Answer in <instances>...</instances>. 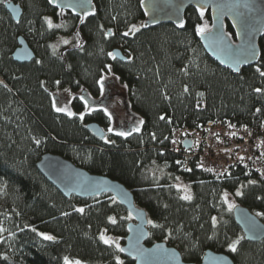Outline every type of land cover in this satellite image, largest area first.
Here are the masks:
<instances>
[{
	"label": "trees",
	"instance_id": "1",
	"mask_svg": "<svg viewBox=\"0 0 264 264\" xmlns=\"http://www.w3.org/2000/svg\"><path fill=\"white\" fill-rule=\"evenodd\" d=\"M13 1L22 8L17 22L0 2V264H66V258L86 264H118L121 258L134 264L100 238L106 231L123 242L132 220L126 209L110 194L64 198L36 168L45 152L125 185L153 222L146 244L165 241L186 262H199L211 249L234 264H264V240L244 239L221 196L233 193L237 204L264 222V215H257L264 213V180L240 168L219 179L194 161L184 172L169 149L172 126L213 118L251 125L264 115V32L257 62L235 73L209 58L198 40V28H211L208 8L188 7L179 23H144L143 0H92L93 11L83 17L60 12L49 0ZM224 27L235 40L226 20ZM60 33L70 35L72 43L53 48ZM20 34L35 53L30 62L11 57ZM114 48L126 59H113ZM111 64L143 121L138 132L115 142L86 128L89 122L105 124L108 116L100 107L85 112V101L96 100L82 95L97 93V78ZM59 87L74 93L76 115L53 107L51 92ZM176 179L190 184L191 199L181 196ZM237 240L233 252L229 244Z\"/></svg>",
	"mask_w": 264,
	"mask_h": 264
},
{
	"label": "water",
	"instance_id": "2",
	"mask_svg": "<svg viewBox=\"0 0 264 264\" xmlns=\"http://www.w3.org/2000/svg\"><path fill=\"white\" fill-rule=\"evenodd\" d=\"M10 17L19 21L22 8L13 0H0ZM51 6L60 11H70L83 17L94 9L92 0H49ZM209 9L211 28L201 32L198 40L208 55L218 65L239 72L240 68L255 64L259 58L258 40L264 32V0H143L144 23L182 21L185 10L190 7ZM232 27L235 40L225 31L224 21ZM110 34V31H108ZM253 52L255 55L253 56ZM117 60H125L120 48H114ZM15 62L24 63L34 59L35 53L26 38L20 34L17 46L11 53ZM86 128L96 137L103 139L105 131L97 122H89ZM189 147V140L183 142ZM36 168L45 180L64 198L75 196L88 198L110 194L121 204L132 220L126 225L127 234L120 248L124 256L134 264H234L230 256L211 249L205 250L199 262H186L175 247L165 241L146 244L148 217L143 208L135 204L132 192L121 182L104 174L91 173L63 156L45 152L36 163ZM235 224L244 239L249 242L264 240V222L241 204L232 209Z\"/></svg>",
	"mask_w": 264,
	"mask_h": 264
},
{
	"label": "built area",
	"instance_id": "3",
	"mask_svg": "<svg viewBox=\"0 0 264 264\" xmlns=\"http://www.w3.org/2000/svg\"><path fill=\"white\" fill-rule=\"evenodd\" d=\"M171 136L169 149L178 155L184 172L194 161L219 179L231 168H240L244 175L264 180V115L249 126L235 125L230 118H213L192 127L175 126ZM184 140L190 141L188 148Z\"/></svg>",
	"mask_w": 264,
	"mask_h": 264
},
{
	"label": "rangeland",
	"instance_id": "4",
	"mask_svg": "<svg viewBox=\"0 0 264 264\" xmlns=\"http://www.w3.org/2000/svg\"><path fill=\"white\" fill-rule=\"evenodd\" d=\"M23 35L26 37V35L23 33ZM73 38L70 37V35L68 34H63L60 33L55 40H53V48L58 49L61 46H65L68 45L70 43H72ZM65 41H67V43H65ZM103 77V85H104V89L103 92H101V89L99 91H97V93H83L82 95H84L85 97H87V100H90L89 97L95 99V102H90V104H87V108L86 106H84L85 108V112H87V109H94V108H102L107 109V121L105 124L103 129L104 131H108L109 127H111L113 129V131H111V133H119V132H126V133H134V132H138L135 129L136 128H141V123L140 121H142L141 117L139 114H137V112L133 111L132 109H130V106L128 108V104H127V95H128V87L125 83L121 82L118 75L111 69L110 66H108L104 71L101 72V74L99 75V77L97 78V86L100 88V82H101V78ZM52 94V98H53V102L55 101L56 103V107H60V108H67L69 111L73 112V108H72V97L74 95V93L67 87H59L55 90H53L51 92ZM80 94V92L78 93V95ZM128 109H130L132 112H130ZM111 114V119H109V115ZM231 119V118H230ZM232 121V119H231ZM233 124H235L232 121ZM238 125V124H235ZM241 126H249V125H241ZM175 131V126L171 127V133ZM129 134V135H130ZM111 134H109L108 138H106L105 140H113L111 142H115L114 140L116 138H126L127 136H113V138H111L110 136ZM118 135V134H117ZM115 138V139H114ZM161 172H165V171H161ZM173 185L180 191L181 196L184 197L186 195H189L192 197V189L189 183L181 181L176 179L173 182ZM227 193V202H225L224 199V194ZM222 196V200L224 201V203L226 204V206L229 208V204L232 205H236V201L234 199V194L228 191H225L221 194ZM188 200V199H187ZM232 209V208H231ZM101 235H103L104 237L108 238L109 240L112 241V243H110V245L114 246L115 248L116 245L118 244L119 247L122 245V241L121 238L122 236H117V235H113V234H109L106 231H102ZM102 240V239H101ZM103 241V240H102ZM119 250V248H117ZM79 260H73V261H69L72 262V264H75V262H77ZM118 264H123L121 258H117ZM80 264H86L82 261H79Z\"/></svg>",
	"mask_w": 264,
	"mask_h": 264
},
{
	"label": "snow or ice",
	"instance_id": "5",
	"mask_svg": "<svg viewBox=\"0 0 264 264\" xmlns=\"http://www.w3.org/2000/svg\"><path fill=\"white\" fill-rule=\"evenodd\" d=\"M53 2H54V0H53ZM48 23H49V27H52V26H53L52 23H51V20H49ZM198 31L203 32L204 29H202V28H198ZM125 35H127V33H125ZM65 43H67V41H65ZM109 55L112 56L113 59L116 58V53H109ZM254 55H255V53L253 52V56H254ZM257 71H259V69H257ZM260 75H261V76H264V72H260ZM102 81H103V77L101 78V82H100V89H101V92H103V89H104V85H103V82H102ZM56 83L59 84V81H57ZM256 91H257V92H260L261 89H256ZM81 99H84V98L81 97ZM85 106H86V108H87V101H85ZM53 107L55 108V110H56L57 112H66L68 116L76 115L75 113L69 111L67 108L56 107V103H55V101L53 102ZM87 110H88V111H92V109H87ZM104 111L107 113V109H104ZM257 111H259V110H257ZM79 115H80V118L83 119V117H84V113H80ZM108 115H109V119H111V114L109 113ZM161 119H164V117L162 116ZM140 123L142 124L143 121H140ZM135 130H136V131H139V128H136ZM108 131L111 132V131H113V129H112L111 127H109ZM117 134L120 135V136H127V135H129L130 133L119 132V133H117ZM36 142H37V144L40 143V141H36ZM178 163H179V162H178ZM209 171H210V170H209ZM227 195H228L227 193L224 194L225 202H227ZM236 195L239 196V195H242V193H241L239 190H237ZM183 198L187 200V199H191V196L186 195V196H184ZM233 207H234V205L229 204V210H231V208H233ZM77 211H79V212H83L84 209H83V208H79V209H77ZM257 215H264V213H257ZM109 220H111L113 223H115V219H114V218L109 217ZM213 222H215V217H213ZM148 223L151 224V223H153V222H152L151 220H149ZM33 230H35V229H33ZM41 235L45 236V239H48V240L53 239V237L50 236V235H46V234H43V233H41ZM100 238L103 240V242H104L105 244H110V243H112L111 240H109L108 238L104 237L103 235H101ZM241 239H242V238H241ZM238 243H239V240L234 241L233 243L229 244V248H230L233 252H235V251L237 250L236 245H237ZM116 247L119 248V250H120L121 252L124 251V249H123V248H120L118 244L116 245ZM66 264H72V262L67 261V258H66ZM75 264H80V262L77 261V262H75Z\"/></svg>",
	"mask_w": 264,
	"mask_h": 264
},
{
	"label": "flooded vegetation",
	"instance_id": "6",
	"mask_svg": "<svg viewBox=\"0 0 264 264\" xmlns=\"http://www.w3.org/2000/svg\"><path fill=\"white\" fill-rule=\"evenodd\" d=\"M56 8V7H55ZM57 9V8H56ZM59 10V9H58ZM60 11V10H59ZM60 12H62V11H60ZM106 69V68H105ZM104 69V70H105ZM111 69H112V64H111ZM103 70V71H104ZM99 91H100V88H99ZM127 98H128V95H127ZM88 99V98H87ZM127 104H128V108H129V106H130V104H129V100H127ZM130 109H131V107H130ZM130 109H128L130 112H132ZM88 112V111H87ZM99 124V123H98ZM100 125V124H99ZM101 127H102V129H103V127L105 126V125H100ZM104 130V129H103ZM105 133H106V136H105V138H103V139H106V138H108V136H109V134H111L110 136H111V138H113V136H120V135H117V133H111V132H109V131H105ZM113 135V136H112ZM121 137V136H120Z\"/></svg>",
	"mask_w": 264,
	"mask_h": 264
},
{
	"label": "bare ground",
	"instance_id": "7",
	"mask_svg": "<svg viewBox=\"0 0 264 264\" xmlns=\"http://www.w3.org/2000/svg\"><path fill=\"white\" fill-rule=\"evenodd\" d=\"M196 123H198V122H196ZM195 126V125H194Z\"/></svg>",
	"mask_w": 264,
	"mask_h": 264
}]
</instances>
